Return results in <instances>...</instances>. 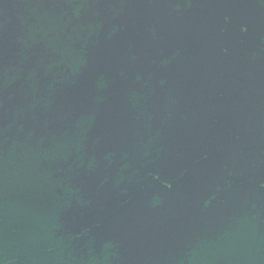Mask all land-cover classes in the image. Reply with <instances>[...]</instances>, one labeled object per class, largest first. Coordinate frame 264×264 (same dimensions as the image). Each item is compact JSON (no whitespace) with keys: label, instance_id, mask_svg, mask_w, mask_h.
I'll return each mask as SVG.
<instances>
[{"label":"water","instance_id":"water-1","mask_svg":"<svg viewBox=\"0 0 264 264\" xmlns=\"http://www.w3.org/2000/svg\"><path fill=\"white\" fill-rule=\"evenodd\" d=\"M0 264H264V0H0Z\"/></svg>","mask_w":264,"mask_h":264}]
</instances>
